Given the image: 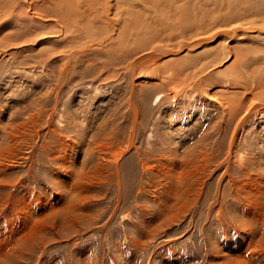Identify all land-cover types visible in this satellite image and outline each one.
Returning a JSON list of instances; mask_svg holds the SVG:
<instances>
[{
	"label": "rangeland",
	"instance_id": "1",
	"mask_svg": "<svg viewBox=\"0 0 264 264\" xmlns=\"http://www.w3.org/2000/svg\"><path fill=\"white\" fill-rule=\"evenodd\" d=\"M94 1L104 6L103 0ZM135 1L125 3L128 16L118 8L113 15L117 24L107 34L101 25V29L98 25L86 29L78 25L74 13L85 16L87 5L94 9L89 0H0V150L13 147L10 153L6 149L8 163L13 164L0 174L4 182L0 187V232L28 195L44 192L52 201V209L42 215L48 221L42 243L38 239L32 254L26 255L29 263L21 264H80L83 248L89 251L87 264H128L131 256L137 264H157L163 255L175 257L180 252L187 256L185 264H220L210 240L224 243L226 237L234 240L244 234L238 222L239 201L244 200L229 184V177L223 176L226 165L216 169L227 153L228 133L220 131L219 125L225 129V125L236 124L234 120L230 123L229 109L222 120L224 112L200 94L198 80L215 74L208 81L212 83L210 90L232 95L230 104L243 99L247 103L249 96L241 93L248 89L253 91L251 95L261 94L255 100L264 106V82L258 90L254 88L256 75H264V0H190V12L203 18L211 33L220 35L190 49L189 41L198 36L170 25L163 33L161 25L147 20L140 9L143 3ZM30 3L38 7L32 9ZM114 3L111 0V5ZM245 8L256 15L236 18ZM60 16L71 19L70 28ZM125 24L127 51H132L127 55L115 43L122 31L126 32ZM135 25L150 28V32L141 31L142 40L153 44L141 50L134 47L138 41L142 44V37L133 38ZM233 27L234 35H224L223 30ZM107 36L115 40L111 46L101 43ZM157 49L164 54L157 61L145 67L133 64L135 58ZM183 59V69H172ZM204 65L206 69L199 73ZM232 80L237 92L219 88ZM175 84L185 86L177 97L171 88ZM260 111L248 116L243 113L245 130L239 133L230 161L235 178L245 170L257 169L250 162L251 155L257 162L264 160V115ZM16 125L24 133L11 142ZM211 125H218V131ZM59 138L77 142L71 169L75 175L64 183V175L52 159L53 152H58ZM168 144L175 146L180 161L175 180L150 170V166L164 162L160 157ZM192 147L202 155L188 154L191 160L183 165ZM255 149L257 156L252 153ZM120 150L121 187L108 170L107 159L112 151ZM100 156L105 159L96 167ZM197 161L203 166L193 170ZM78 182L82 188L77 192L74 184ZM199 190L201 198L197 197ZM74 206L72 218L61 217ZM81 216L85 222L77 223L72 234L68 229L59 230V225ZM41 254H46L44 259H40ZM248 262L262 264L259 260Z\"/></svg>",
	"mask_w": 264,
	"mask_h": 264
},
{
	"label": "bare ground",
	"instance_id": "2",
	"mask_svg": "<svg viewBox=\"0 0 264 264\" xmlns=\"http://www.w3.org/2000/svg\"><path fill=\"white\" fill-rule=\"evenodd\" d=\"M82 1L83 0H81V2ZM85 1H88V0H85ZM89 1L92 2V5H93L96 12L89 5H87L86 6L87 8L84 9V12L87 11L85 16L79 14L80 12H75L74 14H76L75 17H77L78 25L84 29H86V27H88L90 25H98V28L101 29V27L99 26V25H101L107 34L110 32L111 28L115 24H117V22L115 20L116 18L114 19L113 15H115V13L118 12L117 11L118 8H120V7L123 8V10H120L119 12H121L124 15L127 14V16H128V6L127 5L132 4V0H117V1L114 0V2H115L114 5L113 4L111 5V0H103L104 6L99 7L101 1H100V3L98 2L99 6H97L96 1H94V0H89ZM136 1H138V0H136ZM140 1L143 3L140 6L141 7L140 9H141V11H143V13H145L147 20L152 19L151 21L157 23L158 25H161L162 26V32L165 29L169 28L168 26L170 25L173 27H180L182 29H186V32L188 30L189 32L192 33V34L191 33L190 34L194 37L198 36L195 39H193L192 41H189V44H188L189 49H190V47L200 46V45L204 44L206 41L214 40L216 37L220 36L219 34L211 33L209 31L208 27L206 25H204L205 21L203 20V18L198 17V16H196V14L190 12V9H191V5L189 3L190 0H179L178 3H177V0H140ZM126 2L128 3L127 5L125 4ZM30 6L32 9H35L36 7H38L37 3H35L34 5L32 3H30ZM130 7H131V5H130ZM150 12H153V15L152 14L150 15ZM143 13H141L140 16H142ZM254 14L255 13H253L249 8H245L244 11H242V14L237 15L236 18H238V19L241 17L245 18L246 16L254 15ZM65 16H67V15H65ZM60 17H62V20H64L66 22V25H68V28H70L72 25L71 19L69 17H64V16H60ZM84 19H86V20H85L84 24H82L81 22H82V20L84 21ZM121 22H123V21H121ZM121 22H119V24H121ZM123 26L125 27L126 32L122 31L120 38L116 39L117 42H115L113 37L107 36L106 38H104V40H101V43L103 44V43L107 42L106 44H108V45H110V44L112 45V43H114V42L118 43L119 44L118 49L124 48V53L127 55L128 53L130 54V52L132 53V51L128 50L129 51L128 52L127 51L128 45H126L128 42V24H125ZM144 30H147V32H150L149 27H142V28L138 29L135 25V29L132 32V33H134L133 38L139 36L140 38L142 37L141 40L144 39V34L141 32ZM181 31L184 32V30H181ZM223 33H224V35L226 34V36L228 34L234 35L236 33V29H235V27L226 28L225 30H223ZM199 35H201V36H199ZM146 37H147V35H146ZM190 37H188V38H190ZM140 38H139V40H140ZM188 38H185V39H188ZM151 43L152 42L148 41V39H145V40H142L143 45L138 41L136 43L137 46H134V47H136L138 50L139 49L141 50V49L145 48L144 46H150ZM154 48H157V47H154ZM150 51H153V50H150ZM161 54L162 53H159L158 49L154 50L152 52V54L150 53L146 56L143 55V56L135 58L133 61V64L136 66L140 65V66L145 67V66H147L148 63L154 62L155 60L157 61L159 58H161L164 55V54H162V55ZM182 62H184V59H183V61L180 60L175 65L173 64L172 69L173 68L175 69L174 66H178V67H176L177 70H179L180 67H181L180 69H183L182 66L180 65ZM209 63L213 64L211 62H209ZM206 65L201 66V68H200L201 70H199V73H200V71H203L204 69H206L205 68ZM131 66H132V64L130 65V67ZM169 69H170V67H169ZM206 75H208V74H206ZM214 75L215 74H212L206 78H204L205 76L204 77L201 76V78L198 80V83L200 84V87H201L200 94H202L208 100H210L211 104L217 106L220 109V111L224 112V111L229 109L230 119H231L230 123H232V120H234V122L236 124V125H225V127H226L225 129L222 128L223 125H219L220 131H222L223 133L225 132L226 135L228 133L227 139H226L227 140V153H226V157L219 164H217L216 169H218L220 166L226 165L225 171L223 172V176L229 177L230 183H229V181H228V183L232 187L237 188L236 191L241 196V198L244 200L243 202H241V201H239L238 197H237L238 199L234 198L236 201L240 202L239 204H241V209H240L241 213H239L240 216L238 215V222L243 227L244 234L241 236V238L237 237L234 240H232V239L228 240L229 238L226 237L227 240L225 238L223 239L224 243H222V241L220 242L218 240L217 243L213 244V242H212L213 240H210L211 247L214 251L215 257L219 258V260L220 259L222 260L220 262V264H228V262L231 264L232 263L249 264L248 261L257 262V260L260 261L259 263L264 264V162H263L264 160L262 161V163L257 162L253 158V155H251L250 162H251V164L255 165V167L257 169L253 172L245 170V172L241 176H239V174H238V176L236 175L237 176L236 178L238 180L233 176L234 172L233 173L231 172V164H230V161H232V159H233L234 150L237 146V142H238L239 137H240L239 133L241 130H245L244 119H243L244 114L246 116H248L249 114H252L256 111H260L262 109L260 112H262L264 115V106H261L262 104L259 103L257 100H255L261 94L258 92V93L251 95V93H249V92H253V91H250L244 87L246 89V91L245 92L242 91L241 95H243L245 97L249 96V98H250L249 101L247 100L248 102L244 103V101H243L244 99H243L242 101H237V102H234L233 104H230V102H228V100L233 98L232 95H229V94H227V92H223V91L219 92V90H216L214 88H212L210 90V88L212 87V83L208 82V81ZM260 75L261 74L259 73L258 75H256V77L254 79L255 90H258L259 87L261 86V84L264 82V75H261V76ZM133 81H136V80H133ZM223 83H226V82L223 81ZM228 84L226 83L225 86H223V84H222L219 88L224 89V90H228L230 88H233V90L235 92H237L236 87L232 85V84H234V85L236 84L233 80L228 82ZM187 85H189V84H187ZM184 87H182V88H184ZM214 87L217 88L218 86H214ZM171 88L173 89L174 96H176V97L180 92L183 91L182 88H179V86L177 84H175ZM187 89H188V86H187ZM191 93H192V91H191ZM243 96H242V98H244ZM260 101H262V100H260ZM218 108H216V109H218ZM225 114H226L225 112L221 114L223 121H225L224 120V117H226ZM241 114H243V116ZM134 115H135L134 118L137 119V115H138L137 111L134 112ZM236 118H237V120H236ZM217 127H218V125H211L210 126V128L213 131L215 128H216L215 130L218 131ZM5 133H7V132H5ZM23 133L24 132L21 130L20 125L14 126L12 128V134H11L12 140H11V142H14L13 139L17 138L18 135L22 136L21 134H23ZM209 135H211V132L206 133L205 136L202 137V139L204 140V138L208 137ZM2 140H3V138H2ZM205 140H206V138H205ZM57 145H58V147H57L58 152L57 151L53 152L52 156L54 158H52V159L55 161V165H56V163L58 164V166H56V167L59 170L60 174L63 173V175H64L63 178L65 180H62V182L64 183V182H68L69 180H72V177L75 175V173L71 169L74 167L73 151H74V147L77 146V142L75 140H73L72 138H67V139L66 138L65 139L59 138ZM94 148H95V145H94ZM127 148H128V146H127ZM6 149H7L8 153H10V150L13 149V147L7 145L6 147H3L0 150V174L5 173V169H7V167H10L13 164V163H8L9 160L7 158ZM45 149H46L45 152H48V149L47 148H45ZM163 149H164L165 153L162 154L160 158H161V161H164V162H160L157 166H154V167L149 165L150 170L154 169V171L159 172L162 176H164L166 178H172L175 180L174 176L177 177L176 168L179 167V162H180L178 154H177L178 151L175 148V146L173 147L171 144H168V146H164ZM122 153H123V150H120L119 152L118 151H115V152L112 151L111 157L107 158V159H109V163H110L108 170L113 171V172H111V175L115 176V178L117 177V179H115V180L120 185V187H121V183H120V179H119V175H120V168H119L120 162H119V160L121 158ZM252 153H254L255 156L259 155V153L256 149ZM4 154H6V160L4 158V156H5ZM188 154H197V156L202 155V154H200V151H198L197 147H192L189 150V152L186 153L185 158H183V165H186L191 160V155H188ZM104 159L105 158L103 156H100V161L96 167L101 166ZM203 159L205 160V156H203ZM158 160H159V158H158ZM242 160L243 159H241V161ZM244 160L246 162H249L245 158H244ZM207 162L204 164V167L207 166V164H208ZM86 163H87V158L84 161V164H86ZM202 166H203L202 163L200 161H197V163H195V166L193 167V170H200L202 168ZM54 167L55 166H53V168ZM208 167H209V165H208ZM144 168L146 170V165ZM173 169H175V172H172ZM249 169H251V168L249 167ZM108 182L110 184H112L110 181H107L106 183H108ZM3 184H4V182L2 180H0V187ZM81 185H82V183H79V182L77 185L74 184V190L77 192L79 190H81V188H82ZM222 194H224V193L222 192ZM197 197L201 198L200 190H199V194L197 195ZM221 197H223V195ZM153 199L158 204V206H160V207L163 206L159 203L158 197H153ZM239 204H237V205L239 206ZM221 205L223 206V203ZM14 209H15V207H14ZM48 209H52V201L48 195H44V192L42 195H38L36 193H34L32 195H28L27 197H25L24 199H22L20 201V206H17L15 209V212L11 213V215L8 216V223L9 224H7L5 226L4 231L0 232V254L3 255V257H0V260H5V261H0V264H21L22 261L29 263V259L26 255L32 254L31 248H33V249L35 248L36 241L38 239H39V243H42L40 238H44V236L46 234V227H47L48 221L43 220L42 215H43V212L45 210H48ZM74 209H76L75 206L71 207L70 211L62 214L61 217L62 218H72L75 215L72 212ZM163 209H161V210H163ZM232 211L235 212L234 209ZM164 212H165V209L163 210L162 213H164ZM51 213L49 214V217L51 216ZM230 214H231V212H230ZM231 215L233 216V214H231ZM219 217H221V216H219ZM81 221L85 222V219L83 216H81L77 220L67 221V222L59 225V230L62 231V229H66V230L68 229L70 234H72L74 226ZM222 221L223 220H220L219 222H222ZM232 221H233V218H232ZM167 223H171V222H167ZM65 224H68V225H65ZM50 225L52 227H57V225L55 223H51ZM83 225L85 226V224H83ZM81 227H83V226H81ZM103 227H107V226H103ZM217 234H219V232ZM222 235H223V233H222ZM225 244L227 245V247L225 246ZM43 248H46L45 243H43ZM87 252H89V251H85V248L81 249V252H79V257H80L79 263L80 264H85V263L87 264L88 263V256H86ZM45 255L46 254H41L40 259H44ZM186 258H187V256H185V254H183V253L181 254V252L178 253L177 255H175V257H173V254L163 255V257L161 258L162 260L160 259L161 261L158 262L157 264H185ZM224 259H229V260L223 261ZM44 264H51V263L45 262ZM128 264H137V262L131 256V258L128 259Z\"/></svg>",
	"mask_w": 264,
	"mask_h": 264
}]
</instances>
